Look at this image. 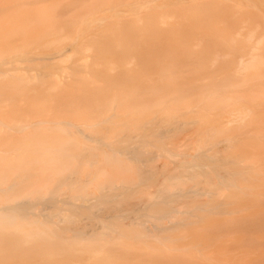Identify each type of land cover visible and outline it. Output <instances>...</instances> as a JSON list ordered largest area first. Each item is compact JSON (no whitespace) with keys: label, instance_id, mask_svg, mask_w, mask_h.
I'll use <instances>...</instances> for the list:
<instances>
[{"label":"bare ground","instance_id":"6f19581e","mask_svg":"<svg viewBox=\"0 0 264 264\" xmlns=\"http://www.w3.org/2000/svg\"><path fill=\"white\" fill-rule=\"evenodd\" d=\"M227 1L264 24V0ZM200 2L0 0V264L245 259L227 242L264 226V142L245 154L233 137L264 124V37L246 36L249 49L215 88L218 59L191 60L174 36L185 28L178 12ZM73 53L77 69L60 63ZM38 60L55 67L43 64L41 106L25 89L45 78ZM199 80L207 91L192 95ZM73 81L93 99L70 100ZM13 103L30 111L15 116Z\"/></svg>","mask_w":264,"mask_h":264},{"label":"rangeland","instance_id":"374dc122","mask_svg":"<svg viewBox=\"0 0 264 264\" xmlns=\"http://www.w3.org/2000/svg\"><path fill=\"white\" fill-rule=\"evenodd\" d=\"M253 11H254L253 8H249V7L238 9V7H236V5L232 1L204 0V2L199 4L196 8L192 9L191 7L190 8L187 7L184 10H181L178 12V17L181 19L180 21L185 22L184 23L185 28L184 27L183 28L178 27L176 32L174 33L175 41H176V45H177V50H181L183 48L186 49L189 46V52L192 54L191 60L199 61V60H208L209 58L211 59L213 57H214V59L217 58L218 60L216 62H214V64L215 63L216 64L212 65V66L216 67V69H218V72H219L218 75L219 76H217L216 79L212 78V79L207 81L208 83L213 81L214 85H216L215 88H217L220 83H222L223 81H226L230 78V75H225V74L220 75V74H222L223 71L226 69L233 70L232 72H234V69H236L234 64H235V61L238 59L239 54L245 53V51L247 49H249V47L247 45L248 39L246 38V36L248 34L255 33L257 35L256 38H258L259 36H260L259 38L264 37V27H263L264 24H261L260 19L256 16V14ZM259 24H261L262 26ZM240 27H244L242 31L239 30ZM196 36H198L200 38L199 43L201 45L200 46L194 45L193 49H192L191 43L195 41ZM185 38H190V43L188 40H186L185 41L186 45L183 47L182 41H184ZM36 46L39 48H43L42 43H37ZM206 46L211 47V48H214V47L217 48L216 53H214V55L212 54L211 56L207 55L203 50V48ZM77 48H79V45H77ZM87 53H90V52L87 51ZM92 57H90L89 59H92ZM79 59H81L80 54L73 53L72 56L69 58V60L65 59V62H60V63L64 64V65H68L69 67H73L74 69H77V67L75 66L74 63H76V61ZM92 61H94V59H92ZM37 62L40 63V65H35V66H40L42 68V71L45 74V78L43 80H38L34 84V86H32V87H27V88L25 87V89L28 90V92L26 94L31 96V100H33L34 102L37 101L35 103V106H41V105H43L42 104L43 98H48V96H44V95H46V92H47V89H45V88H46V86H49V84L44 83V81L48 80V78L50 77V75H49L50 73L45 71V69H44L45 66L43 64H46L47 67H52V66H51V64H48V62L44 61V60H38ZM9 65H12V64H9ZM18 66H31V65L24 62V63L18 64ZM52 68L54 69L55 67H52ZM261 70H262V72H261ZM254 72H255V69H254ZM256 72H258V75H257V73H256V75L258 76L257 81H259L260 75L262 73L264 74V62L258 64V68L256 67ZM243 73H245V72H243ZM239 74H242V73H239ZM57 76L63 77L62 72L58 73ZM72 77H75V80L83 81L81 79L82 75L73 74ZM201 81L202 80L197 81V88L193 91L192 95H197L198 91H201V90L207 91V90H205V88H203L205 86V84H203L204 82H201ZM67 84H68L70 89L78 90L77 95H71L70 94V96H71L69 98L70 100L81 99V100L86 101V100H88L87 97H89V96L92 97L91 99H93V95H90V92L85 91V88L87 87V85L84 82L73 81V82H70ZM225 84H228V83H225ZM214 85L212 87H214ZM256 88H258V87H256ZM189 95H191V93L183 94V97H186ZM257 106H258V110L256 107V111L258 113H260L259 115L263 116L264 104H262L261 106L260 105H257ZM29 111H30V109L26 108L25 105L23 106L22 109H19V105H17L16 103H13L11 108H10L11 114H13L15 116H17V115L25 116ZM262 121L264 122V120H262ZM263 122H261V124H263ZM263 125L262 126L258 125V126H253V127L251 126V128H249V126H247L246 128H248V129L244 128V130L246 129L244 131V133H241L238 136L233 137L234 145L236 143V145H235L236 148L238 149V147H241V148L244 146L246 147V145L251 144L250 142H252V146H254L253 141H259L256 143H260L261 141L264 142V135H262L263 133L262 134L259 133V131H262V132L264 131ZM261 128H262V130H261ZM256 129H258V130L260 129V130L257 131ZM251 130H256V133L253 131L251 133L250 132ZM187 134H189V133H186V135ZM180 135L181 134H179V141L183 142L182 144H185V142H187L189 140V138L193 139L192 136H188V135L187 136L183 135L182 139H180ZM238 143H239V145H238ZM263 145H264V143H263ZM241 148H239V149H241ZM242 149L244 150L245 148H242ZM249 149H253V147L252 148L250 147ZM245 150L247 151V148ZM248 152L250 153L251 151L248 150L247 152H245V154H247ZM256 152H257V150L255 151V154H256V156H258V154ZM263 158L264 157H262V159ZM172 159L174 160V158H172ZM257 159L259 160V158H257ZM160 162H161V160L159 161V163ZM259 162L260 163L258 165H260V166H258V169L261 171L262 170L264 171V161L260 160ZM247 164L248 163H246V166L249 167L247 169H249V170L251 168L253 169L251 163H249V165H247ZM242 167H245V165H242ZM261 175L263 176V173ZM263 201H264V199H263ZM228 220L234 221L235 219H228ZM256 220H258V219H255V221ZM235 233L231 234L232 237H233V234H235ZM231 235H228V236L231 237ZM216 236H218V233H216ZM238 236L236 234V236L234 237L235 239L238 238V239H236L235 243L233 241H231L230 243L227 242L229 244V245L227 244L228 250L231 251V252H227V254L229 256H232V255L235 256L236 255L235 257L237 258L239 255H241L243 253L244 256H242V257H245V259H247L246 256L248 257V255H250V258L252 256V258H253L252 264H264V226L262 225L261 227H247L242 232H240V234H238ZM233 239H231V240H233ZM247 253H249V254H247ZM245 254H246V256H245ZM216 255L217 254H215V258H217ZM242 257H240V259ZM220 258L221 257L218 258L219 260H217L216 264H234L235 263L233 258H232L233 259L232 261L234 263L228 262V260L227 261L221 260ZM237 259H239V258H237ZM240 259L238 261H241ZM245 259H243V260H245ZM243 260L241 262H239L238 264L242 263ZM247 260H249V257ZM246 262H244V263H246ZM248 262H247V264L251 263V261L249 263Z\"/></svg>","mask_w":264,"mask_h":264}]
</instances>
